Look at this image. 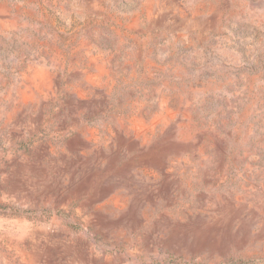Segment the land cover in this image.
<instances>
[{
	"label": "rangeland",
	"instance_id": "obj_1",
	"mask_svg": "<svg viewBox=\"0 0 264 264\" xmlns=\"http://www.w3.org/2000/svg\"><path fill=\"white\" fill-rule=\"evenodd\" d=\"M0 264H264V0H0Z\"/></svg>",
	"mask_w": 264,
	"mask_h": 264
}]
</instances>
